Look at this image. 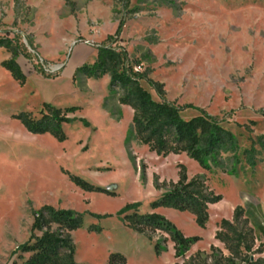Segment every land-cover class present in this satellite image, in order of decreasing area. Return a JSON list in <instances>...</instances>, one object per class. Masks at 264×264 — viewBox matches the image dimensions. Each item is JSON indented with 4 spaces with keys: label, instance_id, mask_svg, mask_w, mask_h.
<instances>
[{
    "label": "rangeland",
    "instance_id": "1",
    "mask_svg": "<svg viewBox=\"0 0 264 264\" xmlns=\"http://www.w3.org/2000/svg\"><path fill=\"white\" fill-rule=\"evenodd\" d=\"M119 23L112 45L125 49L141 74L164 85L167 101L190 106L184 119L200 110L223 119L238 145L234 174L229 165L205 170L185 154L150 153L131 137L133 112L117 104L109 77L75 75L93 63L97 47ZM0 38L20 47L15 60L25 75L21 85L1 66L11 55L0 47V264L28 258L17 250L30 237L34 212L45 205L83 216L71 232L79 264H104L114 252L127 264L181 262L167 234L127 225L123 211L130 204L140 214L164 217L187 238L197 237L186 256L209 253L212 245L227 255L214 235L241 206L257 234L255 249L264 251V226L257 230L264 224V0H0ZM44 104L75 108L61 126L63 141L29 133L16 118L21 112L39 117ZM252 148L256 164L244 155ZM178 164L188 179L203 177L222 197L209 207L205 228L188 212L150 207L163 192L156 180L176 182ZM74 177L92 190L78 187Z\"/></svg>",
    "mask_w": 264,
    "mask_h": 264
},
{
    "label": "trees",
    "instance_id": "2",
    "mask_svg": "<svg viewBox=\"0 0 264 264\" xmlns=\"http://www.w3.org/2000/svg\"><path fill=\"white\" fill-rule=\"evenodd\" d=\"M122 25L119 23L114 35L107 36L104 43L97 47L93 63L79 66L75 75L93 80L109 77V89L117 104L128 106L133 112L131 137L145 145L150 153L162 158L185 154L205 170L224 171L229 165V172L234 174L240 163L237 156L238 145L231 132L223 126V119L207 115L203 110L189 120L184 119L181 113L190 106L182 107L167 101L164 85L147 78L146 74L134 72L127 51L112 45L113 38L119 35ZM0 47L11 55L1 66L15 81L24 84L25 75L15 60L21 54L20 47L9 38H0ZM142 81L155 91L158 100H154L151 93L142 86ZM74 111L75 108L60 109L44 104L39 117L21 112L16 118L29 133H49L63 141L65 135L61 126L68 121L67 115ZM244 155L249 164H256L254 148L246 150ZM144 169L143 166L142 170ZM177 170L176 182L159 184L156 180V189L163 192L151 202L150 207L188 212L197 226L205 228L209 219V207L220 202L222 197L208 188L203 177L197 175L188 179L183 164H178ZM71 179L78 187L92 190L79 178ZM123 214L127 225L139 233L167 234L173 244L175 259L181 261L175 264H264V251L261 250V245L255 249L256 236L241 206L233 210L231 221H220L214 235V240L223 245L227 255L212 245L209 253L197 251L186 256L190 247L198 241L197 237H185L158 214L138 213L135 205H127ZM82 222L83 216L80 213L49 205L41 207L34 212L29 239L18 247L17 253L29 255L21 264H79L74 258L71 232L80 228ZM89 230L97 229L90 227ZM161 243L158 240L155 244L157 253L163 250ZM104 264L127 262L122 254L114 252L109 254Z\"/></svg>",
    "mask_w": 264,
    "mask_h": 264
},
{
    "label": "built area",
    "instance_id": "3",
    "mask_svg": "<svg viewBox=\"0 0 264 264\" xmlns=\"http://www.w3.org/2000/svg\"><path fill=\"white\" fill-rule=\"evenodd\" d=\"M85 44H88L89 42L85 41ZM134 72H139L141 70L140 65L133 67Z\"/></svg>",
    "mask_w": 264,
    "mask_h": 264
},
{
    "label": "crops",
    "instance_id": "4",
    "mask_svg": "<svg viewBox=\"0 0 264 264\" xmlns=\"http://www.w3.org/2000/svg\"><path fill=\"white\" fill-rule=\"evenodd\" d=\"M249 221H250V225H251V227L254 229V227L252 226V223H251V220H250V219H249ZM263 226H264V224H263V225H258V226H257V230H260L261 227H263ZM254 233H255V236H257L255 229H254ZM256 240H257V239H256Z\"/></svg>",
    "mask_w": 264,
    "mask_h": 264
},
{
    "label": "water",
    "instance_id": "5",
    "mask_svg": "<svg viewBox=\"0 0 264 264\" xmlns=\"http://www.w3.org/2000/svg\"><path fill=\"white\" fill-rule=\"evenodd\" d=\"M252 259H253V257H252Z\"/></svg>",
    "mask_w": 264,
    "mask_h": 264
}]
</instances>
